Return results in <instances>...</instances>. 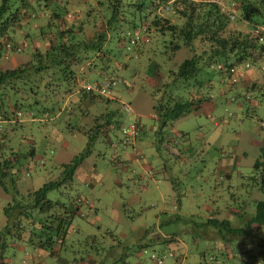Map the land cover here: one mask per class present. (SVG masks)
<instances>
[{
    "label": "rangeland",
    "instance_id": "1",
    "mask_svg": "<svg viewBox=\"0 0 264 264\" xmlns=\"http://www.w3.org/2000/svg\"><path fill=\"white\" fill-rule=\"evenodd\" d=\"M85 1L92 5L97 3V0H71L69 5L56 0V4L59 11L70 15L80 10ZM215 1L224 8L230 4V0ZM148 2L144 0L146 5L141 16L148 14ZM33 7L29 14L36 10ZM97 13L101 21L103 13L98 8ZM131 18L135 24L139 22L138 16ZM125 19H129L126 14ZM35 23L47 26L46 18L40 15ZM100 25L86 26V35L92 37L95 31H100ZM27 27L24 24L17 35L28 45L30 40L23 37ZM122 29L117 28L115 32L121 34ZM37 33L40 35L38 29ZM152 36L149 44L140 43L132 52H126L118 39L112 38L105 47L109 52L104 51L107 59L95 60V76L117 77L112 101H96L98 109L90 111V115L84 114L81 106L76 108L75 104H68L69 109H75L69 114L64 107L62 116L56 119L42 118L38 123V120L23 117L18 124L0 123V156L5 157L11 151L18 155L20 158L15 164L17 189L19 192L36 191L60 176L61 164L85 150L88 135L79 133L76 128L87 126L90 130L96 125L94 116L113 113V129L119 137L117 125L131 123V116L120 109V104H129L142 124V141L137 148L144 160L141 158L138 162L163 172L155 183L147 178H136L139 163L128 161L118 144L110 146L104 135H99L72 182L47 194L48 200L68 207L78 205L80 211L72 220L71 232L56 257L58 262L61 259L59 264H264V227L254 232L257 227L252 230L247 225L254 216L255 203L264 201L253 168L263 140L259 127L264 125V99L259 92L248 95L252 83L245 75L238 84L232 85L218 72L211 73L213 69L210 68L211 72H202L198 80L203 85L202 95L211 96L217 108H204L205 111L198 115L191 113L160 129L152 110L155 96L164 97L161 93L165 91L186 96L191 88L183 90L186 85L176 81L170 84L169 77L164 75H159L156 88L154 66L166 74L190 53L184 49L175 54V60L168 58L170 50ZM36 40L34 45L30 43L36 50L47 48L46 41ZM30 58L28 46L20 53L4 55L0 59V69H14ZM87 68V64L81 67L85 72ZM193 82L195 80L190 81ZM255 82L261 84L258 78ZM4 113H7L6 108ZM124 117L127 121L121 120ZM167 148H175L177 152ZM30 149L34 150L33 159L27 156ZM125 151L129 153L131 149ZM224 167L227 168L223 170ZM170 181L176 184L175 191L171 190ZM7 202L0 189V233L5 225L2 207ZM227 209L239 214L226 217ZM208 210L209 214L219 211L220 220L228 218L233 227L245 233L237 237L205 226ZM168 219H172L171 225L159 228L161 222L166 223ZM171 234L175 235V241L169 244ZM87 235L90 236L85 239ZM244 235L250 238L251 244L246 242ZM3 242L6 245L0 250V256L4 261L32 264L23 251L10 244L25 245L9 238H3ZM243 244L247 252L242 249ZM210 257L218 258V262H209Z\"/></svg>",
    "mask_w": 264,
    "mask_h": 264
},
{
    "label": "trees",
    "instance_id": "2",
    "mask_svg": "<svg viewBox=\"0 0 264 264\" xmlns=\"http://www.w3.org/2000/svg\"><path fill=\"white\" fill-rule=\"evenodd\" d=\"M144 5V0H97L96 5L85 1L80 10L68 15L57 9L56 0H0V59L9 53H20L19 49L24 50L28 46L31 48V58L27 63L14 69H0L1 120L8 124H18L23 117L40 120L47 115L56 119L62 116L63 101H70L72 96L75 97L68 103L69 106H81L82 112L88 115V106L82 102L96 104V101H112L93 91L82 89L79 81L86 85L116 79V76L110 74L100 78L95 76L94 62L107 59L104 51L109 52L105 47L112 38L126 45L127 40L131 38L127 32L138 29L139 32L149 31V34L161 40L172 54L181 49H187L191 54L176 70L166 73L170 84L176 81L186 85L182 87L183 90L185 87L191 88L186 96L173 95L167 91L161 93L164 97L155 96L153 112L160 129L201 107V100L192 96L197 84L193 82L194 84L189 86L192 84L190 81L196 80L201 72L210 73V68L214 74L218 64L223 65L227 72L233 65L239 67L248 64L261 80V84L251 82V89L246 92L248 95L259 92L264 99V0H230L231 10L215 0H149L148 14L141 16ZM33 6L36 10L29 14ZM97 8L103 13L101 21ZM125 14L131 20H126ZM129 14L131 17L138 16L139 22L135 24ZM39 15L46 18L47 26L35 23V18ZM99 23L100 31H95L92 37H88L85 27L95 28ZM24 24L28 26V30L23 33V37L26 36L30 40L28 45L26 41L19 40L17 35ZM117 28H123L121 34L115 32ZM123 34L125 35L121 40ZM39 38L47 42V48L43 51L39 48L36 50V47L31 45ZM124 50L129 52L127 48ZM86 64L88 70L85 72L81 67ZM153 70V76L159 82V75L162 74L157 66H154ZM219 76L224 77L220 73ZM198 84L201 85L200 82ZM168 85L169 83L165 85V89ZM158 92L159 90L156 94ZM67 105L65 109L69 110L70 114L75 108L69 109ZM4 108L7 113H4ZM112 116L113 113L94 116L96 125L90 130L87 126L76 128L79 133L88 135L85 150L71 158L68 163L61 164L60 176L36 191L19 192L17 189L15 164L20 158L18 155L11 151L5 157L0 156V189L8 196L7 204L2 207L5 225L0 233V250L6 245L3 238H9L28 248L33 247L46 253L54 264V258L60 255L62 245L71 232L72 220L80 211L78 205L72 204L68 207L48 200L47 194L72 182L77 169L90 155L99 135L107 138V127H114ZM259 129L263 143L259 147L260 155L253 168L258 179V190L264 194V125L261 124ZM27 156L33 159L34 150L30 149ZM141 158L144 160L141 156L137 157L138 160ZM87 206L89 207L88 203ZM218 213L219 211L214 212L211 217H207L204 225L237 237L245 233L243 229L233 227L229 221L217 218ZM161 223L159 228L171 225V222ZM247 225L249 229L252 227V230L256 226L254 232H259L264 227V201L255 203L254 216ZM89 236L84 237L86 239ZM168 238L169 244L174 243V234ZM244 239L251 244L246 235ZM241 247L247 248L245 244ZM225 251H228L226 247ZM226 255L229 256V253L226 252ZM208 260L211 263L218 262L215 257Z\"/></svg>",
    "mask_w": 264,
    "mask_h": 264
},
{
    "label": "crops",
    "instance_id": "3",
    "mask_svg": "<svg viewBox=\"0 0 264 264\" xmlns=\"http://www.w3.org/2000/svg\"><path fill=\"white\" fill-rule=\"evenodd\" d=\"M59 1V0H58ZM61 1H63V2H65L66 4H69V5H71L72 3H71V0H60V2ZM245 73V72H244ZM243 73V74H244ZM245 78H247V79H249L250 80V82H253V81H255L256 80V78H259V77H256V73L251 69V70H249V71H247L246 73H245ZM202 88H203V85H197L195 88H194V90L193 91H195V92H193V94H192V96H193V98H196V97H198L200 100H201V104H200V106L201 107H199L198 108V110L196 111V112H193V114H200L201 112H203V111H205L204 110V108L205 109H207V110H214V108H217V106L213 103V100H212V97L211 96H207V97H204L203 95H202V93H201V90H202ZM75 97V96H74ZM73 96H72V98H74ZM70 100V99H69ZM82 104H85V106L87 107V110H89V111H92V112H94V110L96 111L97 109H96V107H97V105L95 104V103H93V104H91V103H88L87 101H85V102H82ZM134 110V112H135V114L137 113L136 112V110L135 109H133ZM137 115V114H136ZM137 117L139 118V116L137 115ZM128 118V117H127ZM155 118V117H154ZM121 120H123V121H127V119L124 117V118H121ZM139 120L141 121V119L139 118ZM103 121V120H102ZM0 123H5L4 121H2L1 120V118H0ZM113 128H115V127H113V126H108L107 127V138H106V141L108 142V144L110 145V146H112V144H117L118 143V140H119V137H117L116 136V134H115V129H113ZM141 133H142V131H141ZM112 134V135H111ZM109 135H111V136H109ZM108 136H109V138H108ZM142 141V137L140 136V138H139V141L137 142V145H138V147H139V144H140V142ZM263 143V141L261 142V144ZM167 149H169V150H171V152H172V150L174 151V152H177V150L175 149V148H167ZM123 149L121 148V154H122V156H124V157H126L127 158V160L128 161H134V162H138V159L136 158V153H134V151H131V152H129V153H126V151L124 150V151H122ZM136 150H138V151H140L139 150V148H137V146H136ZM179 152V151H178ZM172 154V153H171ZM179 157H181V155L179 156ZM139 164H138V170L136 171V178H138V177H141V178H147V179H149L151 182H156V180H158V175H159V173H161V172H163V171H161V169H158V170H154V166H151L150 164H147V165H145V164H141L140 162H138ZM227 167H224V168H222L223 170H225ZM163 170V169H162ZM222 173V172H221ZM170 183H171V185H170V187H171V190L172 191H175L176 190V188H175V185L173 184V182H171L170 181ZM5 195V194H4ZM5 197L7 198V196L5 195ZM8 199V198H7ZM207 209H210V208H207ZM209 212H208V215H207V217H209L210 215L212 216L213 214H209V213H211V211L210 210H208ZM161 214L163 213V212H160ZM212 213H214V212H212ZM230 215V216H232V215H238L239 214V212L238 211H236V210H226V217H227V215ZM210 216V217H211ZM216 217L217 218H219V215L217 214L216 215ZM224 220H227L228 221V218H225ZM168 222H171L172 223V219H168L167 221H166V223H168ZM10 245H12L11 247H16L19 251H23L24 252V256H25V258H27L28 260H30V263H32V264H52L53 262L51 261L50 262V260H49V257H47L46 256V253H44V252H41L40 250H37V249H34L33 247H30V248H26L25 246H22V245H20V244H17L16 246L15 245H13V243L12 244H10ZM171 246V245H170ZM28 253L27 255H25V253ZM30 254V255H29ZM0 264H10V263H8V262H6V261H4L3 260V256H0ZM54 264H59V262L56 260V258H54Z\"/></svg>",
    "mask_w": 264,
    "mask_h": 264
},
{
    "label": "clouds",
    "instance_id": "4",
    "mask_svg": "<svg viewBox=\"0 0 264 264\" xmlns=\"http://www.w3.org/2000/svg\"><path fill=\"white\" fill-rule=\"evenodd\" d=\"M144 30H145V29H144ZM127 34H130V35H131V38L129 39V41L127 40V43H126L127 47H125L126 45H123V44L121 43V41L118 42V43H120V44L122 45V48H123V49H124V48H127V49L129 50V52H132L133 50H136L140 43L143 44V45H147V44H149L148 42H150L149 37H150L151 34H149V31L147 32V31L145 30L144 32H139V29H138V31L135 30V31L127 32ZM132 41H133V43H131ZM183 50H184V49H181V52H182ZM179 51H180V50H179ZM179 51H177V52H179ZM18 52H22V50L19 49ZM177 52H175V53H173V54L170 52V54H169L167 57L175 60L174 57H175V54H176ZM190 56H191V54H190L189 56H186L185 58H183L182 61L185 60V59H187V58H190ZM29 60H30V59H29ZM182 61H181V62H182ZM181 62H180V63H181ZM180 63H178V64L176 65V67H175L173 70H170V71H174V70H176L177 67H178V65H179ZM244 66H245V67H244ZM244 66H239V67H237V65H233V66H231V69H229L228 72L226 71L225 67H223V65H221V64L216 65L215 68L217 69V72H218V73H220V74H222V76H224V77H222L223 79H227L232 85H235V84H238V82L240 81V79H241L242 77L244 78L245 73H246L248 70H250V67H249L248 64H246V65H244ZM215 68H214V70H215ZM230 70H233L234 72L231 73ZM167 72H168V71H167ZM167 72H166V73H167ZM244 72H245V73H244ZM201 73H202V72H201ZM201 73H200V74H201ZM243 73H244V74H243ZM161 74L167 77V75H166L165 73H161ZM200 74L196 77L197 80H195V82H194V83H196L197 85H198V82L201 83V81L198 80V77L200 76ZM114 80H115V84H116V83H117V78L114 79ZM159 82H160V81H159ZM159 82H158V84H159ZM79 83H80L82 89L86 90V89L84 88L85 84H81V83H82L81 81H79ZM194 83H192V84H194ZM86 85H92V84H86ZM201 85H202V83H201ZM201 85H200V86H201ZM240 85H241V84H240ZM112 91H113V88H112ZM96 94H97V93H96ZM183 96H184V95H182V97H183ZM104 98H105V97H104ZM106 99H108V100H113V99H114V98H113V95H112V92H111V98H106ZM67 100H68V99H66L65 101H63V108L65 107V105L68 104V103H66ZM123 105H127V106H129L130 109H131V112H130V113L125 112L124 109H123ZM65 108H66V107H65ZM120 109H121L125 114L131 116V122H132V121H136V122L138 123V130H139V133H138V138H137L136 142H135L133 145H127V146L122 145V144H121V140H122L121 127H122L123 125L125 126V125H128V124L121 123L119 126L117 125V126H118V131H119V140H118V143H117V144L123 149L122 151L127 150V149H131V151H134V153H136V155H135L136 158L139 157V156H141V157L144 158V156L142 155L141 151L136 150L137 142L139 141V138H140V136H141V131H142V124H141V121L139 120V118L137 117V115L135 114L134 110L132 109V107H131L129 104L121 103V104H120ZM152 110H153V108H152ZM153 114H154V112H153ZM154 117H155V115H154ZM42 118H43V119H44V118L49 119V117H48L47 115H44ZM42 118H41L40 120H42ZM31 120H32V119H31ZM35 120H36V119H35ZM35 120H33V121H35ZM155 120H156V117H155ZM38 121H39V120H38ZM156 121H157V120H156ZM114 126H115V125H114ZM112 146H114V144H112ZM26 254H28V253H26ZM26 254H25V255H26Z\"/></svg>",
    "mask_w": 264,
    "mask_h": 264
},
{
    "label": "built area",
    "instance_id": "5",
    "mask_svg": "<svg viewBox=\"0 0 264 264\" xmlns=\"http://www.w3.org/2000/svg\"><path fill=\"white\" fill-rule=\"evenodd\" d=\"M131 43H133V41ZM230 72L233 73L234 71L230 70ZM114 86H115V80L111 79V80H104L98 84L85 85L84 88L88 91H93L98 95H101L102 97L111 98V92ZM123 109L127 113L131 112L130 107L127 105H123ZM138 133H139L138 123L136 121H132L130 124L125 126L123 125L121 127V135H122L121 144L124 146L133 145L138 138Z\"/></svg>",
    "mask_w": 264,
    "mask_h": 264
}]
</instances>
